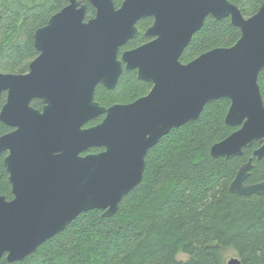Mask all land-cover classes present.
<instances>
[{
    "label": "water",
    "instance_id": "obj_1",
    "mask_svg": "<svg viewBox=\"0 0 264 264\" xmlns=\"http://www.w3.org/2000/svg\"><path fill=\"white\" fill-rule=\"evenodd\" d=\"M68 0L34 32L39 54L26 73L0 71V120L13 130L0 135V156L13 198L0 194V259L18 261L75 220L99 209L113 216L124 196L143 179L150 148L173 128L196 120L205 105L227 98L225 116L237 127L215 142L214 157L240 156L259 146L238 169L229 188L264 194V180L247 183L254 158L264 157V0L246 17L231 0ZM230 17L241 37L182 62L181 55L208 16ZM153 17L154 37L136 48L120 47L138 36L137 21ZM125 69L137 70L151 90L129 104L109 108L95 100L103 84L116 87ZM40 99L42 109L31 104ZM103 121L85 128L91 119ZM92 147L104 148L96 153ZM228 264H242L233 257Z\"/></svg>",
    "mask_w": 264,
    "mask_h": 264
},
{
    "label": "trees",
    "instance_id": "obj_2",
    "mask_svg": "<svg viewBox=\"0 0 264 264\" xmlns=\"http://www.w3.org/2000/svg\"><path fill=\"white\" fill-rule=\"evenodd\" d=\"M82 1L87 4V18L92 17L95 8L89 0ZM122 1L114 0L116 7ZM231 1L246 17L256 13L263 2ZM67 3L0 0V34L7 36L0 52V69L27 72L38 55L34 32ZM152 21L141 19L139 36L123 48L147 39L143 30ZM240 37L241 30L230 17L216 19L210 15L180 59L188 62L213 48L230 47ZM258 81L264 100V68ZM151 87L150 82L137 77L135 70H124L114 89L99 84L95 98L104 105L127 103L146 95ZM5 99L6 93L1 97L0 109ZM32 104L42 107L39 99ZM229 106L227 98L209 101L199 118L171 129L150 148L142 181L123 197L113 216L103 217L99 209L85 211L37 251L13 262L4 255L0 264H223L221 249L229 246L237 250L242 264H264V194L240 195L229 188L239 167L259 143L230 158L214 157L210 152L215 142L237 128L225 122ZM11 129L0 120V135ZM5 154L0 156V194L12 199L3 164ZM262 180L264 157L254 158L246 182ZM181 252L188 258L179 259Z\"/></svg>",
    "mask_w": 264,
    "mask_h": 264
},
{
    "label": "flooded vegetation",
    "instance_id": "obj_3",
    "mask_svg": "<svg viewBox=\"0 0 264 264\" xmlns=\"http://www.w3.org/2000/svg\"><path fill=\"white\" fill-rule=\"evenodd\" d=\"M123 2V1H122ZM121 2V3H122ZM121 5V4H120ZM119 5V6H120ZM118 6V7H119ZM56 13V12H55ZM54 14V13H53ZM95 14V13H94ZM94 16V15H93ZM92 16V17H93ZM89 18H91V17H89ZM89 18H87V15H86V19H89ZM145 18H152V20L154 21V18L153 17H145ZM141 19H144V18H141ZM141 19H139L138 21H137V26H138V22L141 20ZM153 21H152V23H153ZM152 23L148 26V27H146L143 31H144V35H145V37L147 38V39H145L143 42H141V43H139L137 46H134V47H131V48H123L125 45H123L122 47H120V50H119V58H121V54H122V52L123 51H125V50H129V49H132V48H136V47H138V46H140V45H142V44H144V43H147V42H149V41H151L154 37H152V36H148V35H146L145 34V31L152 25ZM138 28L140 29V32H141V28L138 26ZM140 32H139V34H140ZM139 34H138V36H139ZM138 36H136V37H138ZM135 37V38H136ZM132 39H134V38H132ZM123 48V49H122ZM38 54H39V52H38ZM33 60V59H32ZM31 60V61H32ZM123 66H124V70H128V69H125V63H123ZM123 70V71H124ZM129 70H135V69H129ZM28 71H29V68H28ZM27 71V72H28ZM136 71V74H137V70H135ZM26 73V72H25ZM123 73V72H122ZM138 77V76H137ZM119 81V80H118ZM151 83V82H150ZM152 84V83H151ZM99 85V84H98ZM97 85V86H98ZM101 85H103V84H101ZM96 86V87H97ZM104 86V85H103ZM152 86H153V84H152ZM105 87V86H104ZM105 88H107V87H105ZM152 88V87H151ZM107 89H109V88H107ZM114 89V88H113ZM151 90V89H150ZM95 91H96V89H95ZM4 94V93H3ZM144 96V95H143ZM142 97V96H141ZM140 98V97H139ZM138 99V98H137ZM34 100V99H33ZM32 100V101H33ZM40 100V99H39ZM95 100H96V98H95ZM136 100V99H135ZM135 100H132V101H130V102H127V103H112V104H110V105H104V104H101L98 100H96L101 106H103V107H106V108H109V107H111V106H113V105H116V104H129V103H131V102H133V101H135ZM41 101V100H40ZM41 103H42V101H41ZM31 104H32V102H31ZM33 105V104H32ZM34 106V105H33ZM36 107V106H35ZM42 107H43V103H42ZM42 107H36V108H39V109H42ZM105 118V114H101V115H99L98 117H96V118H93V119H91V120H89L85 125H84V127L85 128H88V127H92V126H95V125H97V124H99V123H101L102 121H103V119ZM12 128V127H11ZM11 130H13V128L11 129ZM10 130V131H11ZM9 132V131H8ZM99 149V150H97V151H92V149ZM102 150H104V148H99V147H92V148H90L87 152H85V153H83V154H88V153H96V152H100V151H102ZM8 173V172H7ZM8 178H9V174H8ZM8 181H9V179H8ZM10 183V182H9ZM12 187V186H11Z\"/></svg>",
    "mask_w": 264,
    "mask_h": 264
},
{
    "label": "rangeland",
    "instance_id": "obj_4",
    "mask_svg": "<svg viewBox=\"0 0 264 264\" xmlns=\"http://www.w3.org/2000/svg\"><path fill=\"white\" fill-rule=\"evenodd\" d=\"M29 4H32V3H42V2H45L46 0H26ZM13 33V32H12ZM7 43V36L5 35H2L0 34V52H1V49L4 48V46L6 45ZM2 57L1 56V60H2ZM1 72H6L4 71L3 69H0ZM233 257H239V254L237 252V250L234 248V247H222L221 249V259H222V262L223 264H228V261L233 258ZM178 258L179 259H187L188 256L184 253H179L178 254Z\"/></svg>",
    "mask_w": 264,
    "mask_h": 264
}]
</instances>
